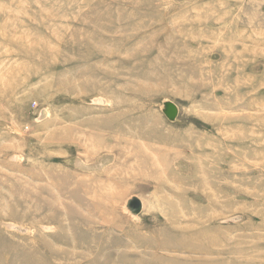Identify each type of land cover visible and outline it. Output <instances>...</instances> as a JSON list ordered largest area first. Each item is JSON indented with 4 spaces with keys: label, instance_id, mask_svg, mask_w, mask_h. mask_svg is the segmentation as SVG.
I'll return each instance as SVG.
<instances>
[{
    "label": "rangeland",
    "instance_id": "obj_1",
    "mask_svg": "<svg viewBox=\"0 0 264 264\" xmlns=\"http://www.w3.org/2000/svg\"><path fill=\"white\" fill-rule=\"evenodd\" d=\"M0 264H264V0H0Z\"/></svg>",
    "mask_w": 264,
    "mask_h": 264
},
{
    "label": "water",
    "instance_id": "obj_2",
    "mask_svg": "<svg viewBox=\"0 0 264 264\" xmlns=\"http://www.w3.org/2000/svg\"><path fill=\"white\" fill-rule=\"evenodd\" d=\"M162 112L169 120H174L177 116V107L174 103L166 101L163 103ZM126 208L135 215L140 212L142 203L137 197H131L126 202Z\"/></svg>",
    "mask_w": 264,
    "mask_h": 264
}]
</instances>
